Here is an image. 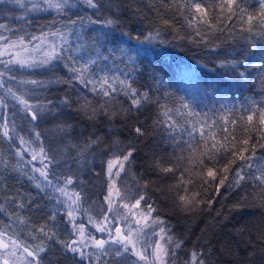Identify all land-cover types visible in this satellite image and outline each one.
<instances>
[{"label": "snow or ice", "instance_id": "1", "mask_svg": "<svg viewBox=\"0 0 264 264\" xmlns=\"http://www.w3.org/2000/svg\"><path fill=\"white\" fill-rule=\"evenodd\" d=\"M81 4L94 10L97 16L104 7L114 9V12L103 20L93 19L91 16H77L76 19L69 17L64 23L57 20V16L63 17ZM9 6L19 7L25 15L32 12L55 13L52 20L41 27L39 35L28 33L23 27L13 29L6 23H0V108L7 109L6 101L9 99L15 102L12 118L0 112V116L4 118L3 123H0V139L11 141L13 145L18 142L15 155L23 163H19L14 170L27 175L23 165H33L32 172L38 173L39 177L30 175L28 179L34 181L35 187L42 192L50 189L47 198L55 199L56 205L62 207H54L42 223L34 224L21 211L30 205L25 204L19 194L6 196L5 200L11 207L0 204V214L7 217V222L0 220V264H42V253L46 252L48 243L53 240L65 252L78 256L81 261L87 260L88 264H99L102 257L109 255L131 260V264H177V250L181 249L183 241H178L171 234L166 221L157 214L155 202H149L150 182L144 181L141 185L138 180L135 190L127 185L118 186L117 183L121 173L130 170L138 152L132 142L123 144L119 140L117 122L127 121L133 112H139L145 104L153 103L157 106L159 114L154 126L163 127L168 133L167 138L174 145L170 157L154 152L150 157L149 168L154 173L172 174L174 177L179 173L176 184L169 187V192H174L175 210L184 213L200 210L199 206L203 201L199 192L192 190L195 187L194 177L204 184L218 181L217 192L226 185V181H229V187L241 186L250 178L258 182L264 192V165L257 169L258 175L249 177L245 171V166L252 167L251 161L257 147L264 149V103L251 101L249 106L244 107L243 111L247 113L246 124L243 115L239 125L236 119L223 118L222 135L217 130L216 120L211 123L207 119L192 122V117L200 115L192 111L187 112L189 119L184 125H180L173 114L184 117V110H188L190 105L183 99L175 109L161 104L159 98L153 100L149 94L151 89L141 92L133 87L134 81L130 73L118 70L120 74H117L108 67L110 63L115 66L116 61L127 67V62L135 59L123 47L105 48V44L110 42V33L121 27L119 5H114L111 0L107 3H102L101 0H0V16L10 15ZM149 7L155 10L164 26H170L169 20L165 18L167 13L183 16L188 27H194L195 34L201 40H206L215 32H222L224 28L221 25L224 21H233V27L239 25L240 32L264 38V0H259L254 11L250 10L247 0H152ZM17 19L23 20L25 16ZM86 24L99 25L92 44L88 46L78 43L73 47L69 37L75 35L77 40L82 41V29ZM44 28L48 30L45 31ZM123 35L139 44L166 43L161 38L159 26L151 27L147 34L132 36L124 32ZM89 48L87 56L78 55ZM58 64L66 69V77L56 75ZM219 66L237 72L241 78L246 76L249 66L256 67L241 60H224ZM40 73H49L52 78H31ZM74 83L87 89L93 94V98L83 95L73 99L67 91L56 99L41 100L35 97L34 89L58 84L71 88ZM260 83L264 90V77ZM120 95L126 97L129 103L127 108H123L117 99ZM66 110L69 113L75 112L87 121L92 130L87 135L83 130L77 132L75 123L62 119ZM17 112L22 113L21 118L28 122L27 138L20 135L17 129L14 119ZM256 116L258 125L254 123ZM48 117L56 121L55 129L63 149L46 146L44 133L38 130L39 124ZM229 123L233 125L231 130L227 127ZM99 124L107 127L103 134L98 133ZM178 127L187 133L188 139L176 138L174 132ZM237 127L242 128L245 134L243 138L237 136ZM253 129L258 134L257 143H250ZM133 132L137 138L146 135L139 123L133 128ZM197 135L199 139H196ZM106 137L112 138L111 143L100 149ZM97 149H100L99 153ZM61 151L62 159L57 155ZM25 155L30 159L26 160ZM97 155H106L108 158L104 161L102 171L89 169L95 176L104 178L101 180L104 189L101 193L103 203L100 205V213L93 215L90 207H84L87 197L83 189H76V184L78 181L84 183L79 177V169L87 168ZM89 156L92 157L91 160ZM237 159L244 161L245 166L233 170L232 165ZM221 160L225 161L222 166ZM34 162H38L39 167ZM72 165L77 166L76 171ZM3 166L6 171L10 167L9 162L3 161ZM60 167L63 170L58 174L56 168ZM207 203L211 205L212 201ZM78 217H86L88 224L101 236L97 237L90 232ZM61 225L64 227L61 228ZM61 231L67 233L66 239L59 238ZM184 264H207V261L202 252L193 250Z\"/></svg>", "mask_w": 264, "mask_h": 264}, {"label": "trees", "instance_id": "2", "mask_svg": "<svg viewBox=\"0 0 264 264\" xmlns=\"http://www.w3.org/2000/svg\"><path fill=\"white\" fill-rule=\"evenodd\" d=\"M107 3L108 0H101ZM114 5H119V18L121 22L120 30L113 31L109 36V43L105 48H125L135 57L134 61L127 62V67L120 61L109 64L108 67L120 74L118 70L130 73L134 81L133 87L141 92L151 89L150 95L153 100L159 98L161 104H167L175 109L180 105L181 99L190 105L188 110H184L185 115L181 118L174 115L180 125H184L189 119L188 111L200 114L198 117H192V122L204 121L211 123L216 120L218 131L222 135L224 127L223 118L236 119L238 125L240 117L244 116V123H247V113L243 111L245 106H249L251 101L258 104L264 103V90L261 88V78L264 77V38L259 35H250L239 31V25L233 27V21H224L221 27L222 32L218 31L208 36L206 40H201L195 34V28H189L187 21L183 16L169 12L165 18L169 20L170 26L161 24L154 9L149 7L152 0H111ZM250 10H255L259 0H247ZM10 7V15L0 16V23H6L13 29L23 27L28 33L39 35L41 27L50 22L55 13H27L19 7ZM114 9L107 7L101 8L99 15L92 9L84 7L82 4L77 8L69 10L65 16H57L61 23L77 16H91L93 19L103 20L112 15ZM36 14V16H35ZM187 15V13H185ZM25 16V19L19 20L17 17ZM213 22L216 20L214 18ZM159 26L161 38L166 43H144L139 44L134 39H129L123 35L124 32L132 36L147 34L151 27ZM47 31V28H44ZM99 25H85L82 29L83 40H77L75 35L69 37L70 44L75 47L78 43H84L90 46L93 38L97 35ZM107 31V30H105ZM10 35L9 33H5ZM51 39V38H50ZM90 48L82 50L78 55L87 56ZM138 53V54H137ZM73 55H77L73 53ZM224 60H241L245 64L256 65L255 68L248 67L246 76L241 78L238 73L227 67H220V62ZM103 67V65H101ZM95 71L96 69L93 68ZM241 70H244L241 68ZM101 75L103 73H100ZM56 75L66 77L68 75L62 64H58ZM155 77L156 79H153ZM35 79H51L49 73H40L35 75ZM69 92L73 99L86 95L89 99L93 94L87 89H82L80 85L73 84L71 88L65 84L49 85L47 88L34 89L35 97L41 100L56 99L62 97L65 92ZM98 99V97H97ZM123 108H127L129 103L123 95L117 97ZM35 102V98L33 99ZM7 109L0 108L9 118L15 111L13 107L15 102L10 99L6 101ZM159 109L153 103L145 104L139 112H133L127 121H119L116 125L118 138L123 144L132 142L138 149L134 162L127 173H121L117 178L118 186L127 185L133 190L138 186L139 180L142 185L144 181H149L148 188L149 202H155L158 209V215L164 219L167 226L171 229V234L178 240L183 241L181 249L177 250V264H184L188 260L190 253L195 250L202 252L207 264H264V192L258 182L252 179H246L241 186H227L219 188L216 191L218 181L204 184L199 178L194 177L195 187L193 191L200 194L203 203L199 206L200 210L194 213H184L174 209V192H169V187L175 185L179 173L174 177L172 174H157L150 170V157L152 154H163L170 157L174 145L167 138L168 133L163 127L154 126ZM204 114H207L206 116ZM22 113L14 117L17 129L20 135L27 138L29 125L23 120ZM163 119V117H160ZM3 116H0V123H3ZM62 119H68L75 123L77 132L84 131L87 135L92 129L88 122L79 117L75 112L65 111ZM139 123L146 132L143 137L137 138L133 128ZM254 123L258 125V116L254 117ZM56 121L51 117L46 118L39 124V131L44 133L46 146L52 149H63L55 129ZM199 127V124H198ZM227 127L231 130L233 125L229 123ZM98 133L103 134L107 131L105 124L97 125ZM236 134L243 138L245 135L242 128L237 127ZM174 135L179 140L188 139L186 132L178 127ZM111 137L105 138V143L100 149L106 148L111 143ZM199 139V136H196ZM258 134L255 129L251 132L250 143H257ZM67 143V141H65ZM15 147L11 141L0 139V204L10 208L6 202V196H15L17 194L30 207L21 210L23 215L30 217L34 224L42 223L50 214L56 205L55 199L49 200L47 194L51 192L46 189L44 192L35 187V182L28 179L30 175L38 173L32 172L33 165L24 164V171L27 175H21L15 171L14 167L22 161H18L15 155ZM100 149L96 151L99 153ZM166 149V151H165ZM179 153V150H176ZM249 153H245L248 155ZM58 158H63V152L57 153ZM72 155H75L72 152ZM106 155H97L94 162L87 168L79 169V177L84 181L83 184H76V189H83L87 200L85 208H91L92 214L100 213V205L103 203L104 189L101 185L103 177H97L89 169L94 168L96 172L102 171L105 167L104 161ZM25 159H30L25 155ZM91 160L92 157L89 156ZM7 160L10 167L5 171L3 161ZM225 161L221 160V165ZM252 167L247 168L245 162L239 159L232 165L233 170L245 166V171L249 175H258L257 171L261 165H264V149L257 147L255 157L251 161ZM39 167L38 162H34ZM76 171L77 166L72 165ZM62 167L56 168L59 174ZM221 175H233V173H221ZM211 200L209 205L207 201ZM95 201V203H93ZM105 205V209H106ZM59 219V217H58ZM85 226L95 236L101 234L88 224L86 217H78ZM0 220L7 222V217L0 214ZM64 225H61L63 228ZM27 231V229H25ZM61 240L67 238V233L61 231L59 234ZM42 264H88L87 260L81 261L78 256L70 252H65L61 245L55 240L47 245L46 252L42 253ZM131 264V260L117 258L114 255L102 257L99 264ZM96 264V262H94Z\"/></svg>", "mask_w": 264, "mask_h": 264}, {"label": "rangeland", "instance_id": "3", "mask_svg": "<svg viewBox=\"0 0 264 264\" xmlns=\"http://www.w3.org/2000/svg\"><path fill=\"white\" fill-rule=\"evenodd\" d=\"M37 13H39V14H40V13H43V14H45V13H46V14H47V12H37ZM35 16H36V14H35Z\"/></svg>", "mask_w": 264, "mask_h": 264}]
</instances>
